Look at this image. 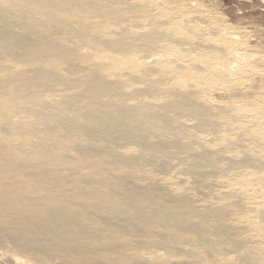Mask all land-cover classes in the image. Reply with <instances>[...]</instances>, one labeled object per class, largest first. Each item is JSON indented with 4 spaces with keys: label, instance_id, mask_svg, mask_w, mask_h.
<instances>
[{
    "label": "rangeland",
    "instance_id": "374dc122",
    "mask_svg": "<svg viewBox=\"0 0 264 264\" xmlns=\"http://www.w3.org/2000/svg\"><path fill=\"white\" fill-rule=\"evenodd\" d=\"M0 32L15 38L11 44L0 43V86L10 78H23V71L30 81L39 82L98 76L117 88L118 94L126 96L141 90L142 97L158 105L160 98L167 101L170 92L180 94L182 102L187 100L186 94H192L193 103L209 108L207 124L200 117L197 120L185 116L175 124L187 127L174 133H152L141 127L138 119L132 122L136 126L123 121V128H112L104 134L113 145L114 161L120 154L167 157L178 151H213L219 146L228 156L239 158L240 165H225V169L213 160L200 159L202 171L217 169L210 176L209 189L202 190L205 184L193 170V160H182L180 154L172 158L171 164L161 167L165 173L158 180L166 193H186L201 211L209 205L216 211L222 209L226 213L222 225L230 238L244 242L246 252L211 253L205 246L184 241L179 244L184 253L171 255L170 248L156 245L168 232L157 225L150 235L137 237L141 241L138 254L150 264H191L196 254L204 258L203 264H264V149L249 138L258 129L255 123L264 124V0H101L96 6L89 5L88 11L63 7L60 0H0ZM142 35L143 39L158 37L160 41L150 47V40H142ZM154 85L160 87L156 98L146 92ZM57 99L60 101L61 96ZM113 99L118 100V96ZM137 103L127 101L131 107ZM170 114L175 118L173 112ZM218 118L224 125L215 127L213 123ZM13 121L11 125L0 123V128L12 134L24 124L21 119ZM72 123L76 124L67 120L69 126ZM161 123L164 122L159 120L158 126ZM52 125L57 124H49ZM26 126L35 127V123ZM83 127L95 129L90 124ZM124 128L131 134L123 135ZM58 129L60 135L66 133L63 126ZM192 133L202 134L212 143L197 141ZM245 137L249 138L247 147L241 144ZM257 139L264 146V132ZM21 141L22 137L14 140ZM29 141L37 143L38 138L32 136ZM156 143H163L166 153L162 155L156 146H150ZM143 146L151 147L150 154ZM69 154L73 157L76 151ZM139 163L146 164L142 159ZM146 166V170H152ZM249 175L258 180L245 181ZM227 177L237 187H243V192L233 193L222 180ZM11 260L13 264H60L48 255L17 250L6 241L0 247V262Z\"/></svg>",
    "mask_w": 264,
    "mask_h": 264
},
{
    "label": "bare ground",
    "instance_id": "6f19581e",
    "mask_svg": "<svg viewBox=\"0 0 264 264\" xmlns=\"http://www.w3.org/2000/svg\"><path fill=\"white\" fill-rule=\"evenodd\" d=\"M100 1L60 0V4L88 11L89 5L96 6ZM115 33L122 35V32ZM144 36L140 37L146 42L150 40L147 43L150 47L160 41L158 37L143 39ZM14 39L0 32L2 45L11 44ZM20 74L24 79L16 76L0 86V123L11 125L15 119L24 123L12 134L0 128V247L9 241L17 250L48 255L60 264H150L138 254L141 241L137 237L150 235L154 227L160 225L168 232L156 245L170 248L171 255L184 253L179 247L184 241L205 246L211 253L235 251L245 254L244 242L230 238V232L222 225L221 219L226 215L222 209L216 211L209 205L201 211L186 193L174 196L166 193L158 180L165 173L160 171L161 167L171 164L172 158H178L175 155L180 154L182 160H193V170L200 174L205 184L202 190L209 189L210 176H214L217 169L202 171L200 159L213 160L225 169V165H240L239 158L228 156L225 148L219 146L213 151H178L167 157L120 154L114 161L113 145L104 134L112 128H123V121L136 126L132 122L138 119L140 126L152 133L182 131L187 126L175 124V121L185 116L197 120L200 117L207 124L209 108L196 101L193 103L192 94H186L187 100L182 102L180 94L170 92L167 101L160 98L158 105L142 97L141 90H134L126 96L118 94L117 88L105 84L98 76L76 80L59 77L54 82H39L30 81L25 71ZM159 89L154 85L146 92L153 93L151 97L156 98ZM57 96H61L60 101ZM104 96L111 99L105 100ZM115 96L118 100L113 99ZM127 99L138 103L131 107ZM172 112L175 118L171 116ZM134 117L138 118L133 121ZM67 120H74L77 126L75 123L69 126ZM159 120L164 123L158 126ZM30 122H34L35 127L26 126ZM50 123L57 125L49 126ZM87 124L95 129L83 130ZM213 125L224 124L218 118ZM227 125L230 126L228 122ZM62 126L66 132L64 135L59 134L58 128ZM255 127L258 129L253 130L254 138H249L257 141L262 150L264 146L257 137L264 132V124L257 122ZM123 130V135L132 132L127 128ZM201 135L192 133L197 141L199 139L207 145L212 143ZM32 136L38 138L37 143L29 141ZM16 137H22L23 141L15 143ZM247 138L241 139L244 147L249 145ZM183 145L189 147L193 144ZM150 146H156L162 155L166 153L163 143ZM143 148L146 154H150L151 147ZM71 150L76 151L73 157L69 154ZM141 159L152 170H146V164L139 163ZM228 178L222 180L233 193L243 192V187H237L236 182L232 183ZM250 179L258 180L255 175L244 180ZM140 180L142 184L138 183ZM197 180L195 178V182ZM198 187L197 184V190ZM195 256L191 264L204 263L203 257Z\"/></svg>",
    "mask_w": 264,
    "mask_h": 264
}]
</instances>
